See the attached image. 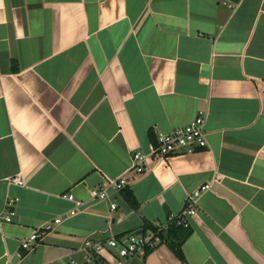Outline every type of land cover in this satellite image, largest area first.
Here are the masks:
<instances>
[{
	"label": "crops",
	"instance_id": "1",
	"mask_svg": "<svg viewBox=\"0 0 264 264\" xmlns=\"http://www.w3.org/2000/svg\"><path fill=\"white\" fill-rule=\"evenodd\" d=\"M200 110L206 148L128 172L132 151ZM204 183L183 259L167 229L140 258L84 249L165 225ZM65 193L84 202L72 216ZM6 199L0 264H264V0H0V218Z\"/></svg>",
	"mask_w": 264,
	"mask_h": 264
},
{
	"label": "built area",
	"instance_id": "2",
	"mask_svg": "<svg viewBox=\"0 0 264 264\" xmlns=\"http://www.w3.org/2000/svg\"><path fill=\"white\" fill-rule=\"evenodd\" d=\"M205 122L206 111L200 110L187 124L173 127L167 132H156L155 141L149 145L147 151L136 150L131 152L128 172L143 173L146 167H148L155 158H165L182 151L193 152L206 148ZM10 181L20 186L24 185L23 179L19 175L13 177ZM127 183L128 181L123 175L113 178L104 177L103 185L101 187H94L91 190V197L93 200H104L108 195V188L120 190L124 188ZM209 187V183H204L188 193L184 199L182 209L178 213L169 215L165 225L159 223L153 224L155 231L146 230L143 232L142 229H140L141 232L139 233L133 231L122 236L110 234L103 240L86 239L84 241V249L100 255L108 253L107 251L110 249L121 258L143 257L163 240L158 234L159 231L168 229L171 226H190V218L197 212L198 198L203 192L208 190ZM62 198L74 204L73 208L67 213L68 216L77 213L84 205V202L75 199L70 193L63 194ZM12 202L13 199H6L5 206L6 208L8 207V209H6L5 214L1 216L0 219L2 221H12L14 212L9 208ZM115 207V203H110V209H114ZM64 217L63 215L56 216L43 225L34 228L28 236L19 241L18 249H23L25 251L32 250L42 240L44 234L54 229V226L58 225ZM12 255L13 254L7 253V259L9 260ZM17 255H20L19 251H17ZM63 264H72V262L66 261Z\"/></svg>",
	"mask_w": 264,
	"mask_h": 264
},
{
	"label": "trees",
	"instance_id": "3",
	"mask_svg": "<svg viewBox=\"0 0 264 264\" xmlns=\"http://www.w3.org/2000/svg\"><path fill=\"white\" fill-rule=\"evenodd\" d=\"M126 200L128 201L129 205H131V207L136 208L137 207V203L133 197V195L130 192H126ZM142 231H146V230H152L155 231V227L153 226V224L147 223L144 224V226L141 228ZM163 230L159 231V236L164 239ZM167 234L170 237H174L176 240L173 242L167 241V244L169 245L170 248H172V250L174 251V253L180 258L183 259L182 253H181V242L184 240V238L189 234V230L187 229H183L182 227H169L167 229Z\"/></svg>",
	"mask_w": 264,
	"mask_h": 264
},
{
	"label": "water",
	"instance_id": "4",
	"mask_svg": "<svg viewBox=\"0 0 264 264\" xmlns=\"http://www.w3.org/2000/svg\"><path fill=\"white\" fill-rule=\"evenodd\" d=\"M139 232H141V230H137V231H136V233H139Z\"/></svg>",
	"mask_w": 264,
	"mask_h": 264
}]
</instances>
